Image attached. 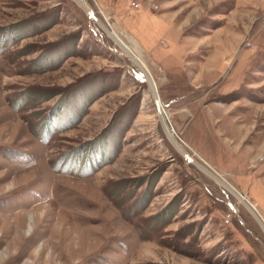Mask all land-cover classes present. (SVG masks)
<instances>
[{"label":"rangeland","instance_id":"374dc122","mask_svg":"<svg viewBox=\"0 0 264 264\" xmlns=\"http://www.w3.org/2000/svg\"><path fill=\"white\" fill-rule=\"evenodd\" d=\"M238 193L264 221V0H0V264H264Z\"/></svg>","mask_w":264,"mask_h":264},{"label":"bare ground","instance_id":"6f19581e","mask_svg":"<svg viewBox=\"0 0 264 264\" xmlns=\"http://www.w3.org/2000/svg\"><path fill=\"white\" fill-rule=\"evenodd\" d=\"M88 8L89 7L87 6L86 9H88ZM88 11H89V14L88 15H90L91 18H94L92 9L89 8ZM108 34L111 35V36H113V38L115 39L116 43L119 44L121 46V48L126 52V54H128V56L132 59V61L133 62L135 61L136 65L141 68V71L143 72L144 77H145L144 82L148 83V85L151 87V89L149 90V92H151L150 94H152V97H154L155 106L157 107V113H159L161 122H162V124H163V126H164V128L166 130V133L169 134L168 136H171L169 138H172V140H174L176 137L174 136V134L171 135V128H169V126H168V114H166V112H164V108H163V105H162V101L158 97V92H157V89H156L155 84H154V78L152 76V72L148 68V66H146V64L144 63L143 58H142V55L139 52H137L135 48L133 49L126 42H124V40L116 32H114V31L110 32L109 31ZM175 140L177 141V139H175ZM177 146L179 147V148L177 147L179 149V151H181L183 154H184V152L186 153L184 155H186V157H188V160L190 162H196L193 157L188 156L189 154H187V149H186L185 146H183V144H181L182 147H180L179 145H177ZM183 149H185L186 151H183ZM199 166L205 172H207L208 174H210L202 165H199ZM238 194H239V200L241 202H243L244 205H246L249 209L252 206V208L254 210L251 208V211L253 212V214L255 215V217L260 221V223H261V225H262V227L264 229V223H263L264 221H263V218L261 220V218L258 217V216H260L259 215L260 213H258V216H257V214L255 212V209L257 210L256 205H253L250 202H248V200H246V198L242 194H240V193H238Z\"/></svg>","mask_w":264,"mask_h":264},{"label":"water","instance_id":"95a60500","mask_svg":"<svg viewBox=\"0 0 264 264\" xmlns=\"http://www.w3.org/2000/svg\"><path fill=\"white\" fill-rule=\"evenodd\" d=\"M174 134V136H175V133H174V131L172 130V128H171V135H173ZM167 135H169V134H167ZM169 137H171V136H169ZM170 140L172 141V143L174 144V145H176V147H178L177 145H179L180 147H182L181 146V144H179V142H177L175 139L174 140H172V138H170ZM175 141V142H174ZM179 148V147H178ZM183 151H186L185 149H183ZM184 154H186L185 152H184ZM184 157H185V159H188V157H186V155H184Z\"/></svg>","mask_w":264,"mask_h":264},{"label":"crops","instance_id":"0c3cea01","mask_svg":"<svg viewBox=\"0 0 264 264\" xmlns=\"http://www.w3.org/2000/svg\"><path fill=\"white\" fill-rule=\"evenodd\" d=\"M149 93H151V92H149ZM152 96V95H151Z\"/></svg>","mask_w":264,"mask_h":264}]
</instances>
